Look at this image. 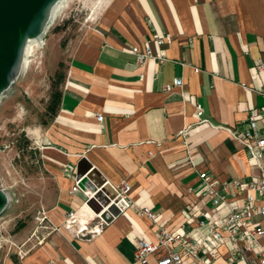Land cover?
I'll list each match as a JSON object with an SVG mask.
<instances>
[{"label": "crops", "instance_id": "crops-1", "mask_svg": "<svg viewBox=\"0 0 264 264\" xmlns=\"http://www.w3.org/2000/svg\"><path fill=\"white\" fill-rule=\"evenodd\" d=\"M93 13L59 52L56 35L46 42L62 80L52 117L30 138L54 182L43 207L48 226L3 264H140L136 239L156 240V223L177 229L183 208L203 205L199 171L220 180L260 175L232 132L247 128L250 110L264 109V0H107ZM156 38L165 43L163 61L136 63L131 46L155 54ZM197 103L210 124H196ZM82 156L111 184L128 183L129 199L156 223L129 208L95 238L74 237L66 213L92 216L85 190L71 192ZM147 264H157V254Z\"/></svg>", "mask_w": 264, "mask_h": 264}, {"label": "built area", "instance_id": "built-area-1", "mask_svg": "<svg viewBox=\"0 0 264 264\" xmlns=\"http://www.w3.org/2000/svg\"><path fill=\"white\" fill-rule=\"evenodd\" d=\"M43 33L35 39H42ZM157 52L150 47L140 48L132 45L131 53L136 63L141 64L150 57L163 61V39L156 38ZM263 65L259 64L258 69ZM174 84H179L176 81ZM169 89V87H168ZM197 125L210 124L203 117V107L195 105ZM101 121L103 116L96 115ZM247 128L238 133L232 132V137L249 153L260 169V175L254 178H227L220 180L215 174L206 170L198 172L202 187L197 193L201 207L183 208L184 220L177 229L168 230L163 223H156L151 210L146 207H136L129 199L130 186L125 181L113 185L115 196L108 198V203L101 206L98 212L87 204L91 197L85 192V207L91 211L89 219L79 216L75 210L66 213L63 225L70 233L79 239L91 240L119 214L126 209L136 208L140 215H146L158 225L156 240L140 237L135 240L133 257L140 264H147L150 255L157 254V264H264V109L255 108L247 116ZM260 123V124H259ZM80 180L75 178L71 192L80 191ZM227 209L225 214L219 212V207ZM37 220L47 227L48 219L45 210L41 208ZM195 230L200 237L192 235ZM227 245L224 252L219 249ZM20 254L25 251L19 249ZM221 260V261H219Z\"/></svg>", "mask_w": 264, "mask_h": 264}, {"label": "rangeland", "instance_id": "rangeland-1", "mask_svg": "<svg viewBox=\"0 0 264 264\" xmlns=\"http://www.w3.org/2000/svg\"><path fill=\"white\" fill-rule=\"evenodd\" d=\"M107 0H62L50 17L42 39L26 55L19 76L0 96V189L10 196L0 213V264L13 250L36 239L42 225L37 220L41 208L51 203L54 182L43 170L40 156L34 155L30 130L46 123L56 107V93L62 80V65L53 69L46 42L56 35V49L77 34L94 10ZM57 15V16H55ZM30 145L24 147L25 139ZM28 232L18 243L14 236ZM26 246V245H25Z\"/></svg>", "mask_w": 264, "mask_h": 264}, {"label": "water", "instance_id": "water-1", "mask_svg": "<svg viewBox=\"0 0 264 264\" xmlns=\"http://www.w3.org/2000/svg\"><path fill=\"white\" fill-rule=\"evenodd\" d=\"M59 0H0V96L19 76L28 41L38 38ZM75 178L91 197L86 204L95 212L115 196L112 184L82 156L76 163ZM0 189V213L6 206Z\"/></svg>", "mask_w": 264, "mask_h": 264}, {"label": "bare ground", "instance_id": "bare-ground-1", "mask_svg": "<svg viewBox=\"0 0 264 264\" xmlns=\"http://www.w3.org/2000/svg\"><path fill=\"white\" fill-rule=\"evenodd\" d=\"M61 2H62V0H59L56 4H55V6L53 7V9H52V13H51V19H52V17L54 16V14H55V12H56V10H57V8L61 5ZM92 15H94V13L92 14ZM55 16H57V15H55ZM36 39H31V40H29L28 41V44H27V46H26V49H25V53H24V59H23V63H22V68L24 67V65H25V63H26V55L31 51V49L33 48V46H35V41ZM15 81V80H14ZM13 81V82H14ZM3 191V190H2ZM4 193H5V196H6V200H7V202H6V206L9 204V202H10V196L5 192V191H3ZM5 206V207H6Z\"/></svg>", "mask_w": 264, "mask_h": 264}, {"label": "trees", "instance_id": "trees-1", "mask_svg": "<svg viewBox=\"0 0 264 264\" xmlns=\"http://www.w3.org/2000/svg\"><path fill=\"white\" fill-rule=\"evenodd\" d=\"M57 97H58V93H56V101H57ZM24 141H25L24 147L26 148V147H28L30 145V141L27 138ZM31 152H32V154L39 156V152H38V150L36 148L31 149Z\"/></svg>", "mask_w": 264, "mask_h": 264}]
</instances>
